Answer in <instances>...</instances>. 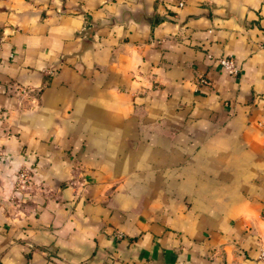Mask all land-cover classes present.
<instances>
[{
	"label": "crops",
	"instance_id": "crops-1",
	"mask_svg": "<svg viewBox=\"0 0 264 264\" xmlns=\"http://www.w3.org/2000/svg\"><path fill=\"white\" fill-rule=\"evenodd\" d=\"M178 2L0 0V264H261L264 0Z\"/></svg>",
	"mask_w": 264,
	"mask_h": 264
},
{
	"label": "built area",
	"instance_id": "built-area-1",
	"mask_svg": "<svg viewBox=\"0 0 264 264\" xmlns=\"http://www.w3.org/2000/svg\"><path fill=\"white\" fill-rule=\"evenodd\" d=\"M179 5L182 4V0H179ZM218 63L219 65L229 74L235 75L239 71V65L238 63L228 55H221L218 57ZM197 81L201 84H207L208 79L202 75L198 76ZM2 152L0 151V160L2 157ZM15 177L17 178L13 182V187L15 189L21 190L22 192H27L30 184V178H29V168L24 163L19 166V169L16 172ZM258 260L261 262V264H264V247L260 246L257 254Z\"/></svg>",
	"mask_w": 264,
	"mask_h": 264
},
{
	"label": "clouds",
	"instance_id": "clouds-1",
	"mask_svg": "<svg viewBox=\"0 0 264 264\" xmlns=\"http://www.w3.org/2000/svg\"><path fill=\"white\" fill-rule=\"evenodd\" d=\"M254 2V6H258L260 3V0H244L245 4H249V3H253ZM16 169L13 168L11 171L8 172V175L11 176V180L14 182L17 178L12 175V173L15 171ZM7 187V185H6ZM18 194V193H17Z\"/></svg>",
	"mask_w": 264,
	"mask_h": 264
}]
</instances>
